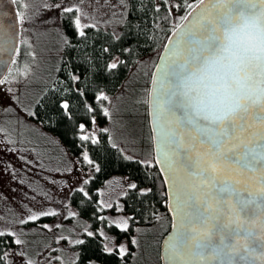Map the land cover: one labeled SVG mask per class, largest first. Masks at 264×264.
Returning <instances> with one entry per match:
<instances>
[{
  "label": "snow or ice",
  "instance_id": "obj_1",
  "mask_svg": "<svg viewBox=\"0 0 264 264\" xmlns=\"http://www.w3.org/2000/svg\"><path fill=\"white\" fill-rule=\"evenodd\" d=\"M195 5L192 19L172 29L175 43L169 37L164 45L156 64L159 78L152 73L148 111L156 158L139 163L161 165L163 182L169 185V264H264V0H195ZM73 8L63 10L71 14L67 26L84 36ZM181 19L188 20V15ZM13 50L19 53V48ZM3 62L7 68L8 58ZM118 62L107 67L116 68ZM101 98L108 99L103 91L95 97ZM60 104L71 116L69 101ZM85 127L79 124L81 130ZM81 136L88 139L83 132ZM84 159L91 163L86 152ZM80 191L89 195L83 187ZM110 223L128 228L126 220ZM116 247L120 256L127 251L123 243ZM103 251L114 249L105 244Z\"/></svg>",
  "mask_w": 264,
  "mask_h": 264
},
{
  "label": "rangeland",
  "instance_id": "obj_2",
  "mask_svg": "<svg viewBox=\"0 0 264 264\" xmlns=\"http://www.w3.org/2000/svg\"><path fill=\"white\" fill-rule=\"evenodd\" d=\"M160 1L155 0L156 4ZM163 1L173 13V0ZM13 2L18 18V42L23 51L15 68L11 67L0 84V234L11 239L5 253L6 264H28V261L76 264L79 243L73 241H82L88 232L98 234L103 246L113 247L118 254L116 245L123 243L127 264H160L159 245L167 217L152 226H135L131 232L110 223V220L128 223L122 210V195L129 182L125 177L115 176L98 189L99 207L110 210L103 215L106 223L95 233L96 227L80 215L84 206L71 201L76 190L86 188L93 170L34 118L33 106L42 88L55 75L67 43V17L71 14L63 10L75 5L73 13L80 16L83 30L95 25L94 28L117 35L127 17L129 0ZM116 61L118 57L110 62ZM154 61L153 54L140 59L118 88L106 94L108 99L102 98L103 120L93 115L95 120L84 121L86 127L81 133L92 138L93 133L97 137L98 132L106 131L109 143L126 157L153 161L147 94ZM59 83L62 82L56 77L53 87ZM32 215L36 219L28 218ZM118 229L120 233H116Z\"/></svg>",
  "mask_w": 264,
  "mask_h": 264
},
{
  "label": "trees",
  "instance_id": "obj_3",
  "mask_svg": "<svg viewBox=\"0 0 264 264\" xmlns=\"http://www.w3.org/2000/svg\"><path fill=\"white\" fill-rule=\"evenodd\" d=\"M188 5L193 7L195 0H173L172 13L170 6L163 0L159 4L155 0H129L127 17L117 35L106 29L87 27L84 29L85 35L80 36L68 27L69 35L58 69L48 85L42 88L33 106L36 121L55 135L72 155L79 157L84 166L93 170V176L87 180L84 188L89 195L85 196L76 190L71 201L79 207L80 204L84 206V213L80 212V215L96 227L95 233L106 223L103 215L110 210L99 207L98 189L115 176L125 177L129 182L122 195V210L128 217V232L135 226L157 224L165 216L167 225L162 237L170 229L165 185L155 164L127 159L117 147L109 143L106 131L98 132L95 142L92 138L82 139L79 124L84 121L91 123L95 114L103 120L104 116L100 114L102 98L98 101L96 95L100 91L113 93L140 59L153 54L156 61L172 29L192 8ZM18 48L19 53L16 52L10 69L12 66L15 68L22 54L21 44H18ZM123 48L129 50L125 52ZM113 57H118L119 62L116 68L109 69L107 64ZM56 77L62 83L54 88ZM61 100L69 101L71 116L63 110ZM85 152L91 163L84 159ZM133 183L136 187H129ZM140 188H149L151 191L141 193ZM120 231L118 229L116 233ZM82 241L78 245L76 264H89L90 260H99L101 264H127L128 256L121 257L117 252L103 251V240L98 234L87 235ZM10 245V237L0 234V264H6L5 253Z\"/></svg>",
  "mask_w": 264,
  "mask_h": 264
},
{
  "label": "water",
  "instance_id": "obj_4",
  "mask_svg": "<svg viewBox=\"0 0 264 264\" xmlns=\"http://www.w3.org/2000/svg\"><path fill=\"white\" fill-rule=\"evenodd\" d=\"M196 5H194L187 13L186 15H188V20H181L180 23L178 25L183 26L184 24H187L191 19L192 16L190 15L195 8ZM177 27V26H176ZM175 27V28H176ZM179 31V29H178ZM169 37L173 38L172 43H175V34L173 33V31L169 34V36L167 37L164 45L169 44ZM7 39V43H5V40ZM19 39V26H18V18H17V12H16V8L14 5L13 0H3V8L0 9V79H4V77L6 76L7 72L9 71L8 69L10 68L12 61L15 57L16 51H14V48H18V40ZM164 45L157 57V60L155 62V65L152 69V73L153 72H157L158 78H159V71L156 68V64L160 63V56L161 54L164 53L165 49H164ZM171 46V45H170ZM7 57L8 58V67L6 68L4 65V58ZM152 73H151V77H150V83H149V88H148V92L149 89L152 87ZM149 94L147 95V116H148V124H149V128H150V132H151V140H152V152H153V161L156 158V141H154L152 139L153 137V131H152V123H151V117L149 116ZM159 133H160V128L159 126L157 127V132L156 135L157 137H159ZM155 163V162H154ZM157 169L159 170L162 179L164 181V176L165 173L160 171V167L161 165L155 163ZM165 185V190H166V196H167V211L170 215L171 218V225H170V229L169 231L162 237L161 241H160V246H159V260H160V264H169V254H168V248H167V243L169 240V235L173 232V213L171 211H169V185L164 183ZM173 192V197L175 195V189H172ZM172 206H175V199L173 198L171 201ZM254 232L257 233L256 237H255V242L258 243L259 241V228H255ZM255 258H250V260H254ZM258 264V261H257Z\"/></svg>",
  "mask_w": 264,
  "mask_h": 264
}]
</instances>
